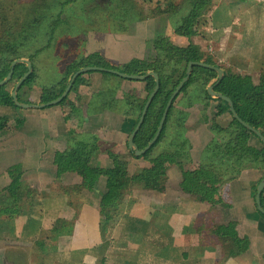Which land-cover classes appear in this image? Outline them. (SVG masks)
Masks as SVG:
<instances>
[{
  "label": "crops",
  "instance_id": "crops-1",
  "mask_svg": "<svg viewBox=\"0 0 264 264\" xmlns=\"http://www.w3.org/2000/svg\"><path fill=\"white\" fill-rule=\"evenodd\" d=\"M38 1L23 0L17 11L26 4L32 6ZM86 1L81 3L85 8L91 3V0ZM186 1L128 0L123 4L128 7L126 10H107L108 16L103 22L108 26L105 29L104 25L99 26L100 29L89 33L86 42L89 62L79 69L97 66L129 74L156 71L161 76L162 85L171 77L178 81L188 66L185 59L188 62L191 60L188 55L191 41L177 39L176 43L168 46V49L172 48L171 53H167V57L172 58L169 64L177 66L168 69L163 68L164 59L167 58L161 57L160 54L165 51L159 50L160 44L143 39L148 37L152 20L158 22L157 27L160 29V22L166 18L177 35L190 36L186 28L188 35L177 32L183 28L182 22L178 24L181 16L178 21L175 20L182 13L178 6ZM227 1L230 0H220L217 5L228 4ZM238 1L248 5L256 0ZM10 2L0 0L5 15ZM108 2L111 4L116 0H98L102 8ZM86 17L90 21L96 18L87 10ZM2 23L5 20L0 17V38L4 27ZM258 23L256 38L260 36L262 42L264 16ZM232 44L237 47L239 43ZM181 47H185V54L179 59L177 54ZM120 48L130 51L119 53ZM131 53L135 54L134 59ZM118 54L122 60L128 54L127 57L133 61L131 70L105 65L103 60L106 56L117 60ZM90 72L93 74L90 83L87 82L90 75H87L85 84L76 89V94L72 91L68 100L55 106L39 109L0 105V123H6L0 130V193H3L0 199L2 202L7 201L4 193H7L12 182H15L13 189L32 193L29 204L21 211L0 217V243H18L32 250L46 243L48 245L44 246L49 247V251L42 254L43 264H264V215L256 203V189L264 172L246 169L240 177L226 176L221 193H216L213 179L206 172L198 170L205 150L209 148L215 152L223 146L219 137L213 134L210 124L199 122L186 132L185 139L191 145L193 162L184 166L185 182L181 180L182 171H178L176 174L180 175L179 179L176 177L171 181L172 185L162 193L137 190L133 193L137 199L135 205L130 202V195L126 202L129 205L121 206V215L109 223L105 222L101 215V202L107 178L98 173L82 176L67 172L61 167V157L71 145L70 134L74 131V137L76 133L79 134L78 141L86 143L90 135L94 142L100 140L102 144L107 143L88 155L89 166L94 169L113 168V148L120 145L122 135H131L133 132L139 105L143 102L138 103L135 108L137 112L133 110L131 116L124 113L115 116L111 111L91 114L95 95L101 93L99 85H103L105 74L111 73ZM111 76H119L111 74L108 80L113 85V80L121 83L125 92L138 90L136 84L139 83L136 82L139 81L122 77L117 80ZM131 83H135L132 88ZM140 85L143 88L138 91L142 94L145 84ZM41 94L28 85L20 98L23 103L32 105L53 101L46 100ZM213 99L201 105L200 109L209 106L218 110L222 103ZM174 104L180 112L189 109L187 100L181 95ZM194 115L196 120L201 118L199 110ZM220 118L223 120V114ZM219 125L223 129V124ZM247 142L255 154L263 149L258 136L248 137ZM28 146L31 154L25 153ZM75 186L81 190L73 188ZM26 187L29 190L23 189ZM37 212H40V217ZM0 258V264H24L22 260Z\"/></svg>",
  "mask_w": 264,
  "mask_h": 264
},
{
  "label": "rangeland",
  "instance_id": "rangeland-1",
  "mask_svg": "<svg viewBox=\"0 0 264 264\" xmlns=\"http://www.w3.org/2000/svg\"><path fill=\"white\" fill-rule=\"evenodd\" d=\"M3 1L6 2L7 0H3ZM9 1H11L10 2L11 4L9 5V7H7V11H6V14L9 16L8 19H7V15L4 14V7L0 6V17L1 19L5 20V23H2V27L4 26L3 29H6L7 26L13 23V20H15V18H19V16H21L23 11L30 9V6L26 4L24 8H21L19 11H17V8L22 4L23 0H9ZM44 1L47 4H49V2L50 4H53L54 7L51 6L52 7L51 13L57 12L56 18L60 17L59 13L61 12V10H59V8L57 9V5L60 3V1L59 0H48L49 2L47 0ZM227 2L228 4L221 6L216 5L210 10H208L207 14L201 18V25L196 27V33L190 35L186 30L187 27L184 26L182 29L179 28L177 30L179 34H183V35L189 34L190 36L180 37V35H177L175 29L172 27V24L170 23V20L166 18L164 21L160 22V29H158L159 26L157 27L158 22L152 20L149 27L148 37L147 39H143V40L145 41L149 40L150 42H157L160 44L159 50L161 52L165 51L164 53L162 52L160 55L163 58L164 57L167 58V60L164 59L163 68L169 69L172 67L173 68L177 67L176 64H169V61L172 58L167 57V55L170 54L172 50V48L168 49V46L176 43V40L179 39L180 41L183 40L188 42L191 41L190 42L191 45L189 49L187 48L189 50L188 55L191 57V60H193L194 57H200L202 58L201 61L205 60L209 63L219 65L221 68L223 67V69L226 71L227 74H232L242 78L249 76L252 78L254 85H256V83L258 82H261L262 84L264 83V39L261 42V37L259 36L257 39L256 36L258 35V29H259L258 21H261L262 16H264V0L261 1L256 0L255 2L248 5H243L238 0H230ZM37 4L40 5V0L37 2ZM41 4L45 5L42 0H41ZM107 4L108 5L105 4L103 8H108L110 3L108 2ZM11 5L13 6L10 7ZM89 5H86V10L88 9ZM84 7L85 6H83V8ZM78 8L80 9L79 5ZM178 8L182 13L178 15L177 18H175V20L178 21V19L181 16V20L178 22V24L181 25L180 23L181 22L183 23L188 13L185 10L186 6L184 8L182 7V5H180L178 6ZM184 11L186 12V14ZM14 13L15 15H13ZM67 13H69L71 17L74 14H78V10H73V8L72 9L66 8V10H63V14L61 17L63 20V25L66 24L68 21V19L66 18ZM183 15H185V17L182 18ZM41 22H42L41 25H38L37 27H33L30 29V32L34 34L33 38L29 40L18 39L17 48H19V50H17L16 53H12L13 54L12 57L14 56V58H17L21 56L22 58L29 56V58L31 57L34 59L33 62L35 64V70H34L35 75L33 76L32 78L33 80L29 85H32L35 90H38L39 94L42 93L41 96L47 98L46 100H49L52 99L53 97H56L57 94L58 95L60 94L61 90L64 88L67 82L69 73L72 70H74L78 66L84 65L85 62L86 63L89 62V57L86 54V42L88 40L87 36L89 35V33L82 32L83 30H85L83 26L80 29V27H77V25H74L72 23H70L68 27L64 25L62 28L58 25V27H56L58 31H56L55 35L52 37V43H51L50 36L52 35L51 30H53L52 29L53 22L52 25L50 19H47L45 21L42 20ZM107 26L108 25H106L105 28ZM4 33L5 30L4 32L2 30V34ZM12 40L13 39H8L9 43ZM49 41L51 44L49 43ZM19 42L25 44L20 46ZM233 42L239 43L237 47L236 45L232 44ZM41 49L44 50L43 53H40ZM126 51H130V50H125L122 48L118 50L119 53H124ZM184 54H185V47L179 48L177 58L179 59L182 58ZM127 55L125 56L126 58L124 60H122L118 54L119 58H117V60L112 56H108V57L106 56V59L103 61L105 62V65L110 66L111 68L117 67L122 70L123 69L131 70V68L133 67V61L131 60V58L134 59L135 54L131 53V58L127 57ZM146 56H150V55H146ZM9 57L10 56H8V58ZM6 61H8L7 55H3L0 57V62L3 65H5ZM185 62L186 65L189 63L186 59ZM186 69L188 68L186 67ZM186 72H184V74ZM87 75H90L87 78V82L90 83L91 81L90 79L93 77V74L90 72L87 73ZM110 75L111 74L106 73L105 74L106 79L103 80V85L102 83L99 85V88L101 89V93L95 95V100L92 104V110L94 111H92L91 114H95V115L106 114L111 111L115 114V116H118L119 114H123L124 112H126L128 108H131V110L132 109L135 110V108H137L138 103H140V101L146 97V92H143L141 94L138 91L140 88H143V86L140 85V83L145 84V81L136 82L139 83L136 84L138 90L133 91V93H128L123 90V85L119 82H116V80L112 81L114 85L111 84L110 81L108 80ZM204 76L208 78V76L205 73L201 71H197L195 82L201 84L199 81L203 79ZM111 77L117 79L115 78V76H111ZM177 83L178 81L177 80L174 81V79L171 77L170 79L167 80L166 83H164V85H162V90L171 91L172 89L176 88ZM261 84H257L256 86H259ZM134 85L135 83H131V88ZM111 86H113L112 89ZM76 89L75 90L73 89V94L77 93ZM24 91L25 90L20 91V96ZM198 91H199L198 87L196 88V86L192 83L185 91H182L183 93L181 92L179 94V96L181 95L182 97H185V99L188 102L189 106L187 107L189 109L186 110L188 114L185 115L183 113L186 112H180L178 106H175L174 104L175 110L174 113L172 112L171 120L173 118V114L178 113V117H183L184 115L183 121L182 119H178L176 122L171 121L170 126L166 128L164 137L161 138L158 147L152 152V154L156 152L154 155H152V157L162 156V158H167L172 154H174L176 150H179V148L177 147L178 146L177 143L169 144L170 141L167 140L168 138L167 136L169 135L168 133H170L169 130H171V126H173V129L176 128L175 130L179 129V133L181 134H175V139L177 138L178 141L183 139V135L186 138L187 135L183 127V122L185 123V120L187 118V121H190V125H191L192 120L190 116L191 115L195 116L194 115L195 111L199 110L201 112V118H199L200 124L202 123L210 124L211 127L213 128L212 132L216 136H217V131L225 132L226 130L224 131L222 130L225 129L226 127H228L229 129L231 128L230 125L232 122V118L229 113V110L225 107L224 102H222L223 106L218 108V110L209 108V106L208 107L203 106L202 108L203 110H201L200 109L202 107L201 105L204 104L202 102H207V101H205V99H199L197 97L199 96ZM213 100L219 101L217 100V98ZM191 110L193 111V113H191ZM135 111L137 112V110ZM222 114H223V120H221L220 118ZM203 118L205 119L202 122L201 119ZM176 123H178L179 125ZM218 123L223 124V129L219 127L220 125ZM16 124L18 125L19 122H16ZM136 126L137 125L135 123L132 131L135 130ZM180 130H182V132ZM78 135L79 134L76 133L75 137L72 138L73 141L71 142V146L75 144L76 142L75 139L78 138ZM129 139H130V135L127 134L122 135L120 140V145L118 147L113 148L114 151L113 153H115L113 157L115 158V155L117 153L125 154V156H127L128 160L131 163L130 175L134 176L139 171H142V169L150 168L152 162H150L149 159L148 160L145 158L140 159L139 158L140 156H135L134 152L129 149L128 146ZM77 140H79V138ZM29 143H30V138H29ZM86 143H95V142L93 141L92 137L88 135ZM102 145L105 146L107 145V143L104 142ZM166 149L169 150L170 153H168V155H162L166 152ZM213 152H211V154H213V158L218 160L219 162H222L220 159L217 158L219 157L217 155L219 154L220 151L219 152L215 151L214 153ZM204 165L212 166V162L208 161ZM203 168L206 169L205 167ZM228 169L230 170V168ZM221 171L223 172V169ZM244 171H242L238 177H240ZM140 174L138 175V177H140ZM88 175L91 176L95 174L88 173ZM176 177H178L179 179L180 175L171 173L168 175L167 181H173ZM182 177L185 182L186 180L185 172L182 173ZM137 190H144V189L131 188V192H130L131 199L129 198V200L133 205H135L134 201L137 200L136 198L133 197L134 196L133 193H136ZM147 191H155L158 193L164 192L163 189L147 190ZM127 198L124 200L122 205L125 204L129 205V202L126 203L128 200ZM121 206H118V208L113 210V212L117 215V218L121 215L120 213ZM37 216L40 217V212L39 213L37 212ZM59 229H63V228H59ZM45 244L41 243L40 245H38V247L35 248V250H32L31 247H25L24 245H19L18 243H13L9 245H4L0 243V257L2 258L6 257L7 259H9V261L15 259L22 260L21 262H24V264L27 263L26 260H28V264H43L44 258L42 254L49 251V247L44 246ZM50 248L52 249V246ZM8 264H10V262H8Z\"/></svg>",
  "mask_w": 264,
  "mask_h": 264
},
{
  "label": "trees",
  "instance_id": "trees-1",
  "mask_svg": "<svg viewBox=\"0 0 264 264\" xmlns=\"http://www.w3.org/2000/svg\"><path fill=\"white\" fill-rule=\"evenodd\" d=\"M45 5L41 4H34L30 6L29 10H25L22 12L19 18H15L13 23L7 26L5 33L2 34L0 38V57L3 55H7L8 61H6L5 65L0 62V81H2L9 73L11 64L16 60L21 58V56L14 58L12 57V53H16L19 48H17V41L18 39H31L34 37V34L30 32V29L33 27H37L38 25L42 24V20L45 21L47 19L51 20L52 25V35L50 33V40L52 43V37L55 35V32L58 31L56 27L58 25L62 28L64 25L69 26L70 23L77 25V27L85 28L82 32L84 33H91L96 29H100L103 25L106 26L107 23L103 22V19H107L108 12L117 11L119 10H126L128 7L124 6L125 2L128 0H116L115 3H111L108 8H102L99 6H95L91 8L93 13V21H87L86 17V8H83V4L81 5L82 1L85 0H59L60 3L57 5V9L61 10L59 13L60 17H57V12L52 11L53 4H47L44 0H42ZM220 0H187L183 3L182 7L185 8L188 15L185 17L183 21V26L187 27L188 31L191 34L196 33V27L201 25V18L205 16L211 8L216 6ZM114 2V0H113ZM80 6V9L78 8ZM122 5V6H121ZM54 7V6H53ZM72 9L78 10V14H74L70 17L69 13H67L66 18L68 19L67 23L63 25L62 14L63 10ZM108 12L106 13V11ZM49 13V14H48ZM30 17V19H29ZM92 19V18H91ZM100 26V27H99ZM4 28V27H3ZM105 29V27H103ZM8 39H13L10 43ZM20 43V46L24 45L25 43ZM50 43V41H49ZM50 43V44H51ZM43 49L40 50V53H43ZM8 56H10L8 58ZM29 58V56H27ZM33 61L34 59L30 57ZM194 60H200L199 57H196ZM34 63V62H33ZM81 66H78L74 70L69 73L68 78L72 75L73 72L79 70ZM2 70V71H1ZM27 72L26 65H19L16 67V71L13 77V80L8 83L6 86L2 87L0 90V105L4 106H16L12 96L11 91L16 83L24 76ZM186 72V71H185ZM201 72L205 73L208 76V80H211L213 77L216 76V71L206 68H201ZM30 77L25 84L22 86L21 90H25L26 87L31 84L33 80V76ZM86 75V76H85ZM186 76V73L182 75V77L178 80L177 86ZM197 74H193L191 79L186 83L185 87L182 91H185L190 84H195ZM87 74H82L75 82L73 89L79 88L81 85L85 84V78ZM67 82L64 88L61 90L60 94L56 97H53L51 100L58 99L66 90ZM115 78L121 80L119 77ZM206 78V76H205ZM195 82V83H194ZM207 83V80H206ZM32 86V85H31ZM90 87V84H87ZM156 81L153 77H149L145 80V92L146 97L141 100L143 104H140L138 115L136 116V125L138 124L144 107L155 89ZM32 88V87H31ZM172 89L171 91L161 90L155 97L153 104L150 107V110L147 114L145 123L143 124L141 130L139 131L136 137V143L139 145L141 149H144L154 138L158 131V127L160 121L163 117V113L167 106V103L172 96V93L176 89ZM218 91L229 96L234 104L235 108L240 115V117L247 122L248 124L254 126L259 131H261L264 135V83L259 86L253 84L252 78L247 77H238L232 74H227L224 81L219 84ZM20 90V91H21ZM183 93V92H182ZM67 97L65 100H68ZM212 98V97H211ZM19 99L20 93H19ZM220 100V99H217ZM22 101V100H21ZM225 103V102H224ZM174 107L172 106L167 122L165 124L164 130L162 132L161 137L157 141V143L144 155L140 156L139 158L149 159L152 162L150 168H144L142 171H139L136 175H130V161L128 160L125 154L117 153L114 158V166L110 169H94L87 163V157L90 153L96 152L101 149L102 143L100 140L95 141V143H85L78 141L77 139L75 144L72 146L69 145V149L67 148L61 157V167L64 168L67 172L71 173H78L79 175L85 176L88 173H98L107 178V186L106 191L102 199L101 205V215L104 218L106 223L111 222L112 220L117 218V215L113 212L114 209L121 206L124 200L130 195L131 188H140L144 190H165L169 185H172L171 181H167V177L171 173H177L178 171H182L184 173V166L192 161L191 155V145H189L188 140L185 139L183 135V139L177 140L175 139V134L179 133V129H173L171 126L170 133L167 136V140L170 141L169 144H176L179 148L175 154H172L170 157L162 158L152 157L156 152L152 154V152L158 147L161 138L164 137L165 130L168 126H170L171 121L176 122L178 119H182L183 117H178V113L173 114V118L171 120L172 112L174 113ZM225 107L229 110L227 103H225ZM91 108V107H90ZM133 110V109H132ZM131 109L129 112H124V115L131 116L132 111ZM94 111V110H92ZM185 112V111H182ZM230 112V111H229ZM188 114V112L183 113ZM232 122L231 128L226 130L225 132L217 131V136L222 141L223 146L217 156L222 162L213 158V154H211L210 150H205L204 156L202 161L198 167V170L201 172H206L208 177L212 178L215 185L216 193H221L226 180L224 178L229 176V178L235 176L236 178L239 174L244 171L245 169H257L264 172V143L263 149L258 153L255 154L247 145L248 137L255 135L252 131L242 125L238 120H236L232 113L230 112ZM192 120V124L190 125V121L185 120L183 122V127L185 132H187L192 126L196 125L200 122V120H196L194 116H190ZM205 118L201 119L202 122ZM178 124V123H176ZM6 123H0V130L5 127ZM179 125V124H178ZM211 130L213 128L210 126ZM182 132V130H180ZM184 133V132H183ZM74 131L70 136L74 137ZM256 136V135H255ZM70 138L72 142L73 139ZM74 140V141H75ZM166 140V141H167ZM165 142V141H164ZM163 143V142H162ZM72 148V150H71ZM26 154H31L30 146L26 148ZM169 150L166 149V152L162 155H168ZM137 158V157H136ZM208 161L212 162V166H205L204 164ZM205 167L206 169H204ZM230 168V170L228 169ZM223 169V172L221 171ZM141 173V174H140ZM140 174V177L138 175ZM135 178V179H134ZM223 178V179H222ZM183 177H181V180ZM180 180V181H181ZM15 186V182H12L8 187L7 193L4 195L8 198L7 201H1L0 199V217H4L6 214H16L15 212L21 211L27 204H29V196L32 193H26L24 190L21 191L20 189H13ZM20 188V187H19ZM78 190H81L80 187L75 186ZM23 189H28L23 188ZM29 190V189H28ZM257 190V189H256ZM3 193H0V198ZM262 203L264 207V192L262 195Z\"/></svg>",
  "mask_w": 264,
  "mask_h": 264
},
{
  "label": "water",
  "instance_id": "water-1",
  "mask_svg": "<svg viewBox=\"0 0 264 264\" xmlns=\"http://www.w3.org/2000/svg\"><path fill=\"white\" fill-rule=\"evenodd\" d=\"M19 65H26L27 66V72L13 87V89L11 91V96H12L15 104L21 108L38 107L39 109H42V108L52 107V106H55L57 104L62 103L65 100V98H67L70 95V93L73 91V87L75 85L76 80L82 74H85V73L90 72V71H105V72L117 75V76L125 78V79L137 80V81H144L149 77H153L156 81L155 89L151 93V95H150V97H149V99H148V101L144 107V110L142 112V116H141L135 130L130 135V139H129V143H128L129 149L134 152L135 156H142V155L146 154L157 143V141L161 137L162 132L164 130V127H165V124L167 122L170 110H171L172 106L174 105L176 98L179 96V94L182 92L183 88L185 87L186 83L191 79V77L194 73V68L196 66H200V67H204V68L214 69L218 73V78L216 81H214L209 86V88H208L209 94L212 97L223 100L225 103H227V105L229 107V111L232 113V116L236 120H238L242 125H244L246 128H248L250 131H252L256 136H258L264 143L263 133L261 131H259L257 128H255L254 126L245 122L240 117V115L238 114V112L235 108V104H234L233 100L229 96H227L223 93L217 92L215 90V87L217 85H219L221 83V81H223V79L226 76V71L219 66H212L210 64H207V63L201 62V61H191L189 63L188 69L186 72V76L183 78V80L180 82V84L174 90V92L172 93V96L170 97V99L167 103V106H166L165 111L163 113V117L160 121L156 135L154 136V138L151 140V142L144 149H141L139 147V145L136 143V137H137L139 131L141 130L143 124L145 123L147 114L150 110L151 105L153 104V102L155 100V97L157 96V94L159 93V91L162 88L161 76L158 72L151 71V72H147L145 74H129V73L122 72L120 70L108 69L105 67H97V66L84 67V68H81V69L73 72V74L70 76V79L68 81V85H67L65 92L58 99H55L51 102H47V103L42 104V105H32V104L23 103L19 99V93H20L22 86L34 74V70H35L34 63L32 62V60L30 58H23L22 57V58L16 59L11 64L10 71H9L8 75L2 81H0V90L2 89V87H4L5 85H7L8 83H10L13 80V77H14V74L16 71V67ZM263 192H264V178L262 179V181L258 185L257 196H256V203L258 206V210L264 215V207H263V203H262Z\"/></svg>",
  "mask_w": 264,
  "mask_h": 264
},
{
  "label": "flooded vegetation",
  "instance_id": "flooded-vegetation-1",
  "mask_svg": "<svg viewBox=\"0 0 264 264\" xmlns=\"http://www.w3.org/2000/svg\"><path fill=\"white\" fill-rule=\"evenodd\" d=\"M84 5H86V3L84 4ZM98 5V0H91V3H90V5H89V7H88V9H87V11H91V8H94L95 6H97ZM87 21H89V19H86ZM196 57H194V59H195ZM200 58V57H199ZM190 60L189 61V63L191 62V61H201L202 60V58H200V60ZM201 62H205V63H207V64H210V65H212V66H219V65H216V64H212V63H209V62H207V61H205V60H203V61H201ZM189 63H188V65H189ZM220 67V66H219ZM187 68H188V66H187ZM201 68H204V67H200V66H196L195 68H194V73L193 74H197V71H201ZM223 68V67H222ZM206 69H210V68H206ZM187 70V69H186ZM185 70V71H186ZM211 70H214V69H211ZM215 71V70H214ZM226 75H227V73H226ZM217 78H218V73H217V71H216V76L215 77H213L211 80H208V78H205V76H204V78L203 79H201L199 82L201 83V84H199V83H195L194 85L196 86V88L198 87V95L199 96H197L199 99H205V101H208V100H211V99H213L214 97H212L210 94H209V91H208V88H209V86L214 82V81H216L217 80ZM225 78H226V76H225ZM224 78V79H225ZM224 79H223V81H224ZM206 80H207V83H206ZM223 81H221V83L223 82ZM220 83V84H221ZM218 86L219 85H217L216 87H215V90L217 91V92H219L218 91ZM212 97V98H211ZM218 102H220V103H222L223 102V100H219ZM202 103H206V102H202ZM225 104V103H224ZM222 106H223V104H222ZM230 113V112H229ZM227 130V129H226ZM209 149V148H208ZM210 150V149H209ZM220 151V150H219ZM218 151V152H219ZM205 152V151H204ZM210 152H211V150H210ZM204 154V153H203Z\"/></svg>",
  "mask_w": 264,
  "mask_h": 264
},
{
  "label": "clouds",
  "instance_id": "clouds-1",
  "mask_svg": "<svg viewBox=\"0 0 264 264\" xmlns=\"http://www.w3.org/2000/svg\"><path fill=\"white\" fill-rule=\"evenodd\" d=\"M224 102V101H223Z\"/></svg>",
  "mask_w": 264,
  "mask_h": 264
}]
</instances>
